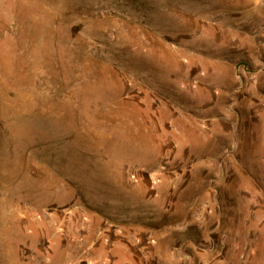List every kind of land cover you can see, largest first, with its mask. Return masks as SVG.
Listing matches in <instances>:
<instances>
[{
  "label": "rangeland",
  "instance_id": "obj_1",
  "mask_svg": "<svg viewBox=\"0 0 264 264\" xmlns=\"http://www.w3.org/2000/svg\"><path fill=\"white\" fill-rule=\"evenodd\" d=\"M0 264H264V0H0Z\"/></svg>",
  "mask_w": 264,
  "mask_h": 264
}]
</instances>
